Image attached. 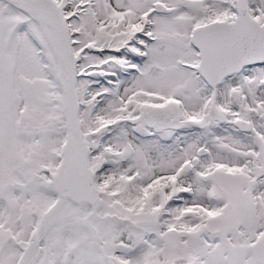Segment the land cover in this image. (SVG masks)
Here are the masks:
<instances>
[{
    "label": "snow or ice",
    "instance_id": "obj_1",
    "mask_svg": "<svg viewBox=\"0 0 264 264\" xmlns=\"http://www.w3.org/2000/svg\"><path fill=\"white\" fill-rule=\"evenodd\" d=\"M0 264H264V0H0Z\"/></svg>",
    "mask_w": 264,
    "mask_h": 264
}]
</instances>
